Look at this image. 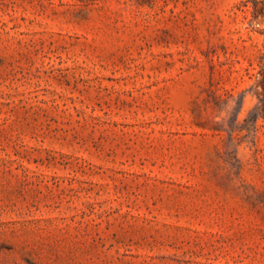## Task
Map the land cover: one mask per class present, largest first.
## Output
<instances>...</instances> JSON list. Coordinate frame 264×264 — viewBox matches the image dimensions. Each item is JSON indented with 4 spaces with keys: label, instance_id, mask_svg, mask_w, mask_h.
Here are the masks:
<instances>
[{
    "label": "rangeland",
    "instance_id": "1",
    "mask_svg": "<svg viewBox=\"0 0 264 264\" xmlns=\"http://www.w3.org/2000/svg\"><path fill=\"white\" fill-rule=\"evenodd\" d=\"M264 0H0V264H264Z\"/></svg>",
    "mask_w": 264,
    "mask_h": 264
},
{
    "label": "trees",
    "instance_id": "2",
    "mask_svg": "<svg viewBox=\"0 0 264 264\" xmlns=\"http://www.w3.org/2000/svg\"><path fill=\"white\" fill-rule=\"evenodd\" d=\"M262 79L258 85L261 88V92L258 94L260 100V107L256 109V112H264V69L261 72Z\"/></svg>",
    "mask_w": 264,
    "mask_h": 264
}]
</instances>
